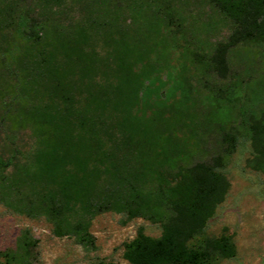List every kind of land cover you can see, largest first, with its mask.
I'll return each mask as SVG.
<instances>
[{"label": "trees", "instance_id": "trees-1", "mask_svg": "<svg viewBox=\"0 0 264 264\" xmlns=\"http://www.w3.org/2000/svg\"><path fill=\"white\" fill-rule=\"evenodd\" d=\"M208 2L231 33L209 53L186 57L204 76L227 79L232 52L264 43V0ZM76 9L81 17L70 21ZM177 17L170 0H12L0 7V36L8 38L0 78L9 80L0 102L13 126L30 127L37 139L24 164L0 157V204L45 217L55 236L86 247L95 246L92 221L105 212L161 223V237L140 229L125 244L129 264H212L234 255L231 237L203 235L243 136L229 112L244 109V128L263 142L264 116L248 109L249 84L241 81L213 85L198 120L187 63L169 74L163 99L165 64L154 56L161 30ZM256 88L264 93V74ZM208 131L214 152L200 135ZM33 245L27 230L20 252L0 257L25 264Z\"/></svg>", "mask_w": 264, "mask_h": 264}, {"label": "rangeland", "instance_id": "rangeland-1", "mask_svg": "<svg viewBox=\"0 0 264 264\" xmlns=\"http://www.w3.org/2000/svg\"><path fill=\"white\" fill-rule=\"evenodd\" d=\"M12 0H0L4 7ZM172 9L178 15L176 23L164 27L160 32L162 46L158 47L154 58H162L165 69L162 97L169 92V74L177 76L184 63L190 65L188 77L196 105V116L203 120L211 106L208 99L213 85L227 88L245 82L246 98L250 99L248 109L256 118L264 116V93L256 88V82L264 74V43L248 47L247 53L236 50L230 55V72L227 79L203 75L200 67H194L187 60L189 52L204 55L215 44L225 41L231 33V23L226 20L208 0H170ZM70 21L78 20V9L67 16ZM131 15L124 19L130 25ZM182 23L179 30V23ZM5 40V41H3ZM5 37L0 36V46H7ZM243 52V53H242ZM169 67L168 69H166ZM9 80L0 78V89L5 90ZM166 83V84H165ZM0 102V157L24 164L30 160L37 139L30 127H14L5 116ZM244 109L230 110L237 128L242 131L240 145L229 165L224 170L227 181L222 200L216 205L213 215L208 219L204 236L219 239L229 236L235 244L234 255L218 257L212 264H264V142L251 137L243 126ZM207 149L215 150V136L208 132L200 133ZM202 147V146H201ZM14 168L9 169V173ZM140 229L151 237L159 238L163 233L161 223L145 218L128 219L114 212H105L92 221L91 233L95 238L94 247L80 245L74 237H57L53 225L45 217L29 218L15 213L0 204V252L12 254L20 252V244L25 231H30L35 245L29 248L25 264H129L124 259L125 244L135 239ZM0 264L9 263L0 257Z\"/></svg>", "mask_w": 264, "mask_h": 264}]
</instances>
